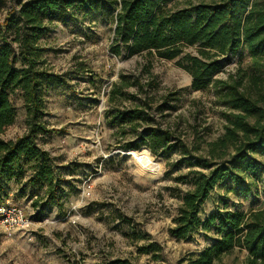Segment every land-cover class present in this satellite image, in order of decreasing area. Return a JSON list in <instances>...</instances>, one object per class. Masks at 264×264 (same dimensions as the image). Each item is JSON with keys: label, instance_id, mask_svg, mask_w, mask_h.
Wrapping results in <instances>:
<instances>
[{"label": "rangeland", "instance_id": "obj_1", "mask_svg": "<svg viewBox=\"0 0 264 264\" xmlns=\"http://www.w3.org/2000/svg\"><path fill=\"white\" fill-rule=\"evenodd\" d=\"M14 4L15 0H6L0 9V30ZM111 38L109 13L99 11L83 17L73 11L54 20L40 42L47 49L45 57L52 72L63 80L47 88L43 97V122L56 132L36 140L51 158L60 189L51 196L42 187L28 185L29 170L20 182H3L0 203L19 208L31 226L11 233L0 226V264H102L112 259H128L133 264H185L216 238L213 229L198 230L184 241L169 236L180 205L170 194L175 187L185 190L175 178L187 169L181 165L175 171L168 165L178 161L182 150L167 158L156 157L145 147L123 150L120 147L131 137H122L124 127L116 119V109L124 111L141 101L153 108L165 103V121L157 116L158 121L177 127L176 135L190 146L195 133L209 142L221 135L224 124L212 91H193L190 76L175 61L151 60L148 77L143 73L146 60L109 53ZM242 56L247 63V54L242 52ZM236 63L233 58L218 77L226 78ZM121 76L127 81L140 80L143 91L132 86L123 93L136 95L135 100L125 97L109 104L108 94L115 83L120 84ZM11 101L16 121L1 135L4 140H14L25 132L20 94L12 95ZM143 128L141 124L138 130ZM143 149L154 164L149 168L159 170L151 180L140 167L139 156L133 157ZM255 157L262 168L251 177L250 192L244 194L222 182L202 205V221L217 209L264 210V155L259 152ZM150 244L159 252L137 253L138 248ZM245 258V251L235 249L222 263L243 264Z\"/></svg>", "mask_w": 264, "mask_h": 264}, {"label": "trees", "instance_id": "obj_2", "mask_svg": "<svg viewBox=\"0 0 264 264\" xmlns=\"http://www.w3.org/2000/svg\"><path fill=\"white\" fill-rule=\"evenodd\" d=\"M5 3L0 0V9ZM73 11L83 17L109 13V53L146 60L143 73L148 77L151 60L175 61L190 76L193 91L213 93L214 106L224 121L222 133L209 142L195 133L193 146L176 135L177 127L157 120L165 121V103L153 108L141 101L124 111L116 109V119L124 127L122 137H131L121 149L145 147L162 158L182 150L178 161L168 165L175 171L181 165L187 169L175 178L185 190L175 187L170 194L180 205L168 234L184 241L198 230L213 229L216 236L185 264H223L222 259L235 249L246 252L243 264H264V210L217 209L203 221L199 218L202 205L219 184L227 181L246 194L253 185L251 177L262 168L255 155H264V0H15L0 30V191L5 181L20 182L26 170L32 173L28 185L42 187L51 196L60 189L51 158L36 140L56 132L43 122V97L47 88L63 80L52 72L47 49L40 42L54 20ZM186 49L192 52L185 53ZM233 58H237L233 72L219 78ZM119 83L108 94L109 104L125 97L135 100L136 95L123 93L132 86L143 91L140 80L121 76ZM17 92L25 112V132L4 140L1 135L16 121L11 96ZM141 124L144 128L139 131ZM156 252L159 248L153 244L137 249L140 255ZM102 264L133 263L112 259Z\"/></svg>", "mask_w": 264, "mask_h": 264}, {"label": "built area", "instance_id": "obj_3", "mask_svg": "<svg viewBox=\"0 0 264 264\" xmlns=\"http://www.w3.org/2000/svg\"><path fill=\"white\" fill-rule=\"evenodd\" d=\"M0 226L8 233L25 231L31 226V221L19 208L0 203Z\"/></svg>", "mask_w": 264, "mask_h": 264}, {"label": "bare ground", "instance_id": "obj_4", "mask_svg": "<svg viewBox=\"0 0 264 264\" xmlns=\"http://www.w3.org/2000/svg\"><path fill=\"white\" fill-rule=\"evenodd\" d=\"M138 156H139V163H141L140 167L146 171L147 178L151 180L154 176H156V174L159 173V170L155 172V169L149 168V165L153 164V161L151 160L147 150L143 149L140 153L133 154V157L135 159H137Z\"/></svg>", "mask_w": 264, "mask_h": 264}]
</instances>
